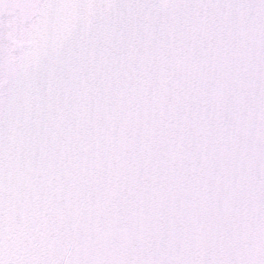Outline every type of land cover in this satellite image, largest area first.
<instances>
[{"label":"snow or ice","instance_id":"snow-or-ice-1","mask_svg":"<svg viewBox=\"0 0 264 264\" xmlns=\"http://www.w3.org/2000/svg\"><path fill=\"white\" fill-rule=\"evenodd\" d=\"M0 264H264V0H0Z\"/></svg>","mask_w":264,"mask_h":264}]
</instances>
